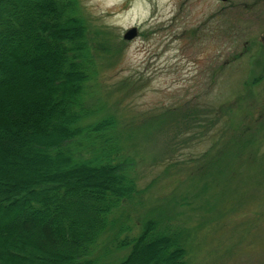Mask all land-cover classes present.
I'll list each match as a JSON object with an SVG mask.
<instances>
[{
    "label": "rangeland",
    "instance_id": "374dc122",
    "mask_svg": "<svg viewBox=\"0 0 264 264\" xmlns=\"http://www.w3.org/2000/svg\"><path fill=\"white\" fill-rule=\"evenodd\" d=\"M74 1L95 69L87 90L96 101L86 105L101 110L85 122L114 117L121 132L114 162L126 163L120 170L137 192L90 257L118 264L130 247L117 243L153 220L188 236L186 264H264V0ZM133 28L135 38L124 40ZM88 134L71 142L72 153L92 167L109 164L108 141ZM16 160L0 170L24 167L17 183L57 169ZM111 175L91 174L87 185H110ZM27 237L28 247L13 244L20 262H54L53 249Z\"/></svg>",
    "mask_w": 264,
    "mask_h": 264
},
{
    "label": "trees",
    "instance_id": "16d2710c",
    "mask_svg": "<svg viewBox=\"0 0 264 264\" xmlns=\"http://www.w3.org/2000/svg\"><path fill=\"white\" fill-rule=\"evenodd\" d=\"M77 13L74 0H0V166L21 155L24 162L57 167L42 181L23 184L16 178L24 167L0 170V264L7 258L10 264L32 263L30 258L20 262L13 245L20 241L28 247L27 234L37 238V246L54 250L49 264H102L90 257L96 239L119 223L113 215L137 194L133 180L120 170L124 161L114 162L121 154L114 117L85 122L101 110L86 105L96 101L87 90L95 69L84 56L89 55L87 32ZM45 128L47 138L40 135ZM91 131L108 141L103 159L109 164L92 167L69 148ZM88 172L93 177L112 173L117 186L87 185ZM76 175L80 183H71ZM182 235L167 223L160 227L148 220L139 236L117 243L118 249L130 247L118 264H186L188 236ZM36 254L44 261L42 252Z\"/></svg>",
    "mask_w": 264,
    "mask_h": 264
},
{
    "label": "water",
    "instance_id": "95a60500",
    "mask_svg": "<svg viewBox=\"0 0 264 264\" xmlns=\"http://www.w3.org/2000/svg\"><path fill=\"white\" fill-rule=\"evenodd\" d=\"M222 2H226L227 0H221ZM136 36V29L133 28V29H130L128 30L125 35L123 36V39L126 40V41H131L133 40V38H135Z\"/></svg>",
    "mask_w": 264,
    "mask_h": 264
}]
</instances>
